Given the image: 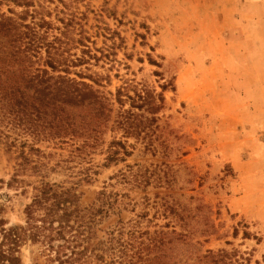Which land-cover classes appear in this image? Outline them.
I'll return each instance as SVG.
<instances>
[{
	"label": "rangeland",
	"instance_id": "rangeland-1",
	"mask_svg": "<svg viewBox=\"0 0 264 264\" xmlns=\"http://www.w3.org/2000/svg\"><path fill=\"white\" fill-rule=\"evenodd\" d=\"M45 6L50 40L62 36L66 23L73 30L65 41L83 30L84 45L67 49L71 58L93 57L73 70L88 66V73L110 78L96 88L164 96L145 139L109 130L82 154L71 141L24 138L26 150L34 146L50 166L59 163L48 180L71 186L79 179L71 171L92 168L93 179L77 193L86 207L98 208L104 197L115 205L99 225L104 232L119 220L140 221L152 233L187 235L194 244L187 264H209L199 260L209 250L225 259L220 264H264V0H45ZM114 140L129 153L107 161ZM9 156L0 146V218L7 227L25 222L33 196V184L10 185ZM41 250L24 244L22 264H47Z\"/></svg>",
	"mask_w": 264,
	"mask_h": 264
},
{
	"label": "trees",
	"instance_id": "trees-1",
	"mask_svg": "<svg viewBox=\"0 0 264 264\" xmlns=\"http://www.w3.org/2000/svg\"><path fill=\"white\" fill-rule=\"evenodd\" d=\"M46 11L45 0H0V146L14 161L10 185L33 184L25 222L7 227L0 218V264H22L21 249L28 242L42 246L47 264H187L194 245L187 235L176 230L152 233L140 221L123 220L104 232L99 225L104 216L115 212V205L104 197L98 208L86 207L77 193L81 183L93 179L92 168L71 171L79 179L65 186L48 180L49 171L55 172L59 163L52 167L41 149L31 145L29 151L25 149L27 136L57 145L71 141L82 154L100 145L109 130H121L127 136L143 133L145 139L164 101L162 94L152 95L146 89L131 95L125 87L114 94L96 88L104 87V79L110 78L88 73V66L85 71L73 70L93 57L71 58L67 49V45H84L83 30L78 29L79 38L75 35L65 41L73 30L66 23L62 36L50 40L53 26ZM128 101L130 108H126ZM122 153H129L126 144L112 141L107 161L120 159ZM99 232L105 235L100 237ZM207 252L199 260L226 263L221 254Z\"/></svg>",
	"mask_w": 264,
	"mask_h": 264
}]
</instances>
